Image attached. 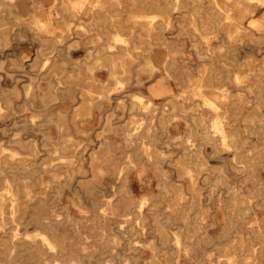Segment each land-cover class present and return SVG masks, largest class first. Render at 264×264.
<instances>
[{
	"label": "rangeland",
	"instance_id": "rangeland-1",
	"mask_svg": "<svg viewBox=\"0 0 264 264\" xmlns=\"http://www.w3.org/2000/svg\"><path fill=\"white\" fill-rule=\"evenodd\" d=\"M138 1L141 3L133 6L129 0L118 2L117 23L111 25L103 18L92 21L91 15L85 13L77 14L76 21L61 10L60 0H48L43 7H33L30 0H0V194L5 198L0 215V264H51L52 258L42 260L47 254L36 257L21 250V246L12 247V252L6 249L13 239L11 232L18 240L37 241L36 234L44 231L39 221L48 216L58 222L52 237L69 254L59 257V264H65L68 257L74 264H149L153 259L155 264H234L235 260L240 264L251 245L258 249V260L264 264V6L259 5L253 16L262 27L251 26L250 18L245 19L250 34L237 37L234 49L222 47L216 58L212 50L223 45L224 31L218 28L207 35L202 30L194 31L188 18L180 21V9L172 11L171 25L165 31L171 47L155 42L160 37L154 35L139 40L137 27L127 18L129 10L165 11L171 0ZM182 1L186 10L193 8L190 0ZM216 1L231 11L235 7V0ZM197 3L223 19V14L215 10L217 6L208 0ZM32 13L42 20L51 19L55 33L31 29ZM201 14L195 15L196 23ZM64 21L70 24L68 30L63 29ZM129 27L133 31L129 45L139 44L136 51L149 48L150 58L160 67L150 83L163 81L171 91L168 97H182L184 106L193 103L185 79L200 77L203 67L221 72L215 85L227 88L229 98L226 102L216 99L220 110H228L229 114V102L242 98L241 113L250 116H224V128L231 133L229 146L217 137L203 142L201 128L188 138L190 117L182 112L174 120L168 119V104L164 107L165 123L159 121L160 108L154 110L153 116L130 106L131 95L143 83L139 76L148 75L144 70L137 74L135 64L142 57L129 64L128 72L116 74L125 79V84L117 87L105 69L95 71L102 85L109 84L114 89L108 99L94 106L93 115L74 118L80 92L91 84L84 70L89 40L114 28L127 34ZM58 33L61 36L57 37ZM196 50L203 56H198ZM170 51H182L171 74L163 64ZM233 74L244 79L248 87L234 84ZM166 100L156 99L154 103L160 106ZM253 113L263 119L259 118L261 124ZM212 117L208 114L204 122L210 123ZM140 122L141 130L128 131L131 126L139 127ZM147 125L148 131L144 129ZM129 135L133 138L126 143L123 136ZM142 144L150 145L148 150L154 151L151 159L158 162L145 160ZM188 145L196 152L193 157L203 161L192 165L194 184L181 177L176 168V161H182L183 147ZM95 152L100 160L92 161ZM129 157L135 161L132 167L127 163ZM9 185L18 201L13 214L11 196L6 191ZM143 197V225L132 228L135 210ZM108 200L120 215L116 219L108 220L100 211ZM173 208L171 215L169 210ZM175 234L181 238L179 245H175Z\"/></svg>",
	"mask_w": 264,
	"mask_h": 264
},
{
	"label": "bare ground",
	"instance_id": "bare-ground-1",
	"mask_svg": "<svg viewBox=\"0 0 264 264\" xmlns=\"http://www.w3.org/2000/svg\"><path fill=\"white\" fill-rule=\"evenodd\" d=\"M30 1L32 3L33 7L34 6L43 7L44 4L46 3V1H48V0H30ZM120 1L121 0H118V1L113 0L109 3H107L108 0H60L59 3L61 5V10L65 13H67L68 16H71V17H73V19H76V21L79 20V18L76 16L77 14L80 15V14L85 13V14L91 15L92 21H98V20H101L103 18L105 21H108L111 25H114L117 23L116 22V17L118 16V13H117L118 7L117 6H118V2L120 3ZM190 1H191L192 6H193V8L191 10H186L182 0H171L169 3L170 7L168 10L153 12V11H144V10L135 11L133 9H130L129 12L127 13V18L131 19L133 27H137V30H136L137 35L136 36L139 38V40H142L141 38L143 36L151 37L152 35H154L155 37H160L158 40L155 39V42L161 41V43L166 48L167 47L169 48V47H171V44L166 41L167 38H165V31L171 25V20H172L171 16L173 15L172 11L174 9H177V10L180 9V10H182V11H180V14H179L180 21L188 18L190 20V25L194 31L202 30V31H205L206 35L211 33V32L217 31L216 29H218V28H220L224 31L225 36H226V40L224 41L223 45L218 46L217 48H214L212 50V54H213L212 56L216 57V58L218 56H220V53L222 51V47L226 48L227 50L234 49L235 47L233 46V43L237 37L250 34L249 30L247 29V27L244 24L245 19L250 18V20L248 21V24L251 26H255V27L261 26V24L259 25L258 20L256 18H254L253 16L259 10V5L264 6V0H248L249 3H241L240 1L235 0V7L232 11L228 8L222 7V5H220L216 0H208L210 2V4H214L217 6V8L215 10L217 12L223 14V19H219L218 17H215L214 13H209L203 6H201L197 3L198 0H190ZM250 1H257L258 5L257 4L252 5V4H250ZM17 2L18 1H16V3ZM11 3H13V0H11ZM140 3H141V1H138V0H129V5H131V6L139 5ZM111 5H115L116 8L112 9ZM51 6H54V2L52 3ZM155 6H160V4L158 3ZM33 10H34V8H33ZM200 12L202 14L198 16L199 22L196 23L195 15H198ZM206 19H208V21H205ZM29 20H30L29 25H30L31 29H34V30L36 29L37 32L45 31L49 34L55 33V28H53L54 26L51 22V19L42 20V19H39L36 14L32 13L29 17ZM63 25L65 27L63 29H66V30H68L70 27V24L67 23L66 21L63 22ZM224 25H226L227 27L224 28L223 27ZM262 26H264V25H262ZM21 29H22V27H21ZM128 29H129V33H127V34H125L120 28H114L113 31H107L106 30L103 33L101 32L102 35L100 33H97V35L94 39L89 40V43L91 45L88 48V52L86 53V56H85L86 57V64H85L84 70H85V72L88 73L89 77L91 78V84H90L89 88L80 92L81 100L79 101L78 107L76 109H74V113H73V116L75 119H77L76 118L77 116L85 119V118H88L91 115H93L94 106L97 103L101 102L102 100L108 99L109 96L111 95V92H110L111 89H114V87H112V88L109 87L110 86L109 84L102 85V82L95 76V71H97L99 69H105L107 71L108 77L110 79H113V84H114V86L117 87V85L125 84V79L118 78L116 76V74L128 72L129 71V64L132 63V61L134 59H136V57H142V60L140 62H138L137 64H135V67H137V74L140 70H144L148 73V75L150 77L154 73H156L160 70V67L158 65L154 64V62L150 58L149 48H143L142 51H138V50L136 51V49L141 47L139 44L137 45V43H133L132 45L131 44L129 45V43H131V41H129V37L131 36L130 34H133V31H132V27H129ZM171 32H173V31H171ZM134 33H135V31H134ZM58 36H61V35L58 33L57 37ZM98 38L102 39V41H99ZM193 39H195V38H193ZM57 41L59 42V40H57ZM146 42H149L148 38L146 39ZM53 44H55V42ZM92 44H95V45H92ZM35 48H37V47H35ZM132 49H135V52L132 51ZM181 53H182V51H180L179 53H174L173 51H170V54H166L164 56L163 64L166 66L168 73H169V71H171V69H174L177 67V64L175 61L179 58ZM196 53L198 56H203V54H204L200 50H196ZM45 59L46 60L43 63L44 68L47 66L48 57H46ZM200 72H201V76L197 77L195 80L185 79V83H187L190 87L189 99L193 100L192 105L184 106L183 105L184 99H182V97L179 96L178 98L168 97L167 100L162 105L158 106L154 103V101L151 98H149L143 94H134V95H131V97H130V106L138 107L142 111L148 112L153 116H154V110L160 108V114L159 115H161L162 118H160L159 121H161V123H165V116H164L165 108L164 107H165V105L168 104V105H170V112H169V116H168L169 118L168 119L174 120V118L176 116L182 114V112H185L184 114L188 115L190 117V120H189L190 121V127L188 130V132L190 134H189L188 138L193 137V135H191V134L193 132H199V130H197V129L201 128L200 138L203 140V142H207L209 140H212L214 137H217V139H219L218 141H221V143L223 145L229 146V142H230L229 140L231 137V133L226 131V129L224 128V123H223L224 122L223 118H224V116H226L228 114L227 113L228 110L221 111L220 110L221 107L218 103V101L224 102L225 99H226V101H228L227 99L229 98V94H228L227 88H218L215 85V81H217L219 78H221L220 77L221 72L216 71V70H212V69H209L206 67H203V69ZM169 74H171V72ZM159 76H161V75H159ZM225 77L226 78L229 77L228 71H226ZM231 79H232V82L236 85H238L240 83H244L243 86L248 87V84L245 83V80L242 79L237 74H233ZM181 80H182V78L180 79V81ZM262 89L264 90V88H262ZM159 93H161V92H159ZM255 95H256V93H255ZM259 96H261V95H259ZM256 97H255V100H257ZM230 98H232V97H230ZM196 101H197L196 105L200 107L198 112H196V110L194 108V106H195L194 103ZM241 101H243L242 98H238V99H232L229 102L228 106L232 107L229 114L234 116V117L241 116L242 118H244V117L250 118L249 115L246 116V114H244L243 112L241 113V108L239 106V104H240L239 102H241ZM252 102H255V101L252 100ZM118 103H119V101H118ZM120 104L123 106L124 102L121 101ZM42 107H43V105H42ZM47 109H48V107H47ZM257 109H258V107H257ZM208 114H212L213 117L211 118L210 123L206 124V122H204V118ZM252 116L254 118H256L255 120H257L258 123H260V119H262V118L264 119V117L260 118L259 117L260 115L258 116L254 113ZM50 120H52V119H50ZM123 124L125 126V123H123ZM138 125H139V127L138 126L137 127L131 126V129L128 131H132L133 129H136V128L141 130L143 128V126H140V125H142V122L138 123ZM149 128L150 127H148V125L146 127H144V129L146 131H148ZM213 132H215L216 134H213ZM262 132H264V130ZM123 138H124L126 143H129L131 141V138H133V137H131L129 135V136H123ZM149 146L150 145H148V144H142L141 148L145 147L144 150L142 151V153L145 155V160L147 162L156 163V162H158L157 160L151 159L154 151L148 150ZM189 146L190 145L183 147V158H182V161L181 160L176 161V164H177L176 168H177V170H179V172H180L179 175L181 177L188 180L191 184H194V182L196 180V176L193 172L194 167L192 165H196L197 163L203 164V161L198 160V159L193 157V155L196 154V152H193L192 149L189 148ZM33 152H34V150H33ZM96 160H100L97 152H95L92 156V161H96ZM134 162L135 161L129 157L127 163L130 165V167H132ZM183 164H186V167H184ZM195 170L197 171V169H195ZM29 173H31V172H29ZM162 176L164 178L165 175H162ZM219 177L221 178V175ZM137 178L139 179V176H137ZM23 187L26 189L27 185H24ZM6 191L11 196L9 206H10V213L13 214L18 207V201L15 197V194L11 191L10 185L8 186ZM25 193H26L27 197H30L29 191L25 190ZM40 201H43V198L39 199V202ZM145 201H146V198L143 197L141 199L140 204H139V208H137V210H135V216L133 217L134 223H133V225L132 224L130 225L132 228L135 227L137 224L140 226L143 225L142 222L144 220V218H143L144 216L141 212V209L144 206ZM4 204H5L4 195L0 194V215H2V213L4 212V206H5ZM127 207H128V205L126 204L125 208H127ZM170 207H171V205H169V209H170ZM235 209H237V208H235ZM241 209H242L241 207L238 208V210H241ZM100 211L105 214V217L108 220H113V219H116L117 217L120 216L117 213L116 208L112 205L111 200H108L106 207L101 208ZM173 211H174V208L169 210V214L173 213ZM125 215L126 214L121 215V217L125 216ZM184 217L186 218L187 216H184ZM39 223H40V225L44 231L36 234L38 236L37 241L34 242L35 239H33V238H32V241L18 240V237L16 238V233L11 232L13 234V239L10 241V246H8L6 249L8 251L12 252V250H13L12 247L21 246V250L26 251L27 253L34 255L36 257H42L45 254H47V256L42 257L43 261H49L50 258H52V261L50 262L51 264H59L57 259L59 257L64 258V257H66V255H69V254L65 253L63 251V249H61V247L55 241V239L52 237L53 231L55 230L56 224L58 222H56L55 219L52 218L51 216H48V217L42 218L39 221ZM121 227H124V226L121 225ZM162 233H164V230H162ZM173 238H174L175 245L181 244V238L177 234H175L173 236ZM261 240L264 243V236H262ZM82 250L84 251L85 247H82ZM48 252H49V254H48ZM258 253H259L258 249L254 245H251L250 247L247 248V254H246L247 257L245 258L244 262L240 263V264H261V262L258 260V258H259ZM82 254H83V256H87V257H93V256L98 257V256L93 255L91 253H82ZM8 260L10 262V259H8ZM64 263L65 264H74V262H72L70 257L65 259ZM233 263L238 264L237 260L233 261ZM149 264H155L154 259L151 260L149 262Z\"/></svg>",
	"mask_w": 264,
	"mask_h": 264
},
{
	"label": "crops",
	"instance_id": "crops-1",
	"mask_svg": "<svg viewBox=\"0 0 264 264\" xmlns=\"http://www.w3.org/2000/svg\"><path fill=\"white\" fill-rule=\"evenodd\" d=\"M152 77L151 76L149 77L146 74H145V77L139 76L138 79L142 81L143 83H142V86H138V88L135 90L136 93L134 94H143L151 98L153 101H155L156 99H163L165 97L168 98L171 92L169 87L165 85L164 83H162V81L160 80L157 82L154 81L150 83V80Z\"/></svg>",
	"mask_w": 264,
	"mask_h": 264
}]
</instances>
